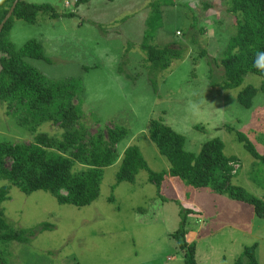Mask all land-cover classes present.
I'll return each mask as SVG.
<instances>
[{"label": "rangeland", "instance_id": "rangeland-1", "mask_svg": "<svg viewBox=\"0 0 264 264\" xmlns=\"http://www.w3.org/2000/svg\"><path fill=\"white\" fill-rule=\"evenodd\" d=\"M22 1L51 5L61 16L75 11V0ZM162 1L168 6L162 15L168 27L158 44L169 43L179 51V58L170 59L163 71H155L151 63L142 66L145 55L135 47L141 42L147 15L153 7L158 9V0H115L114 4L92 0L77 10L80 25L75 17L43 18L35 25L15 20L11 42L19 48L30 40L42 41L51 61L26 59L28 65L49 79H81L86 92L81 108L90 134L99 127L90 121L91 111L102 120L107 115V127L115 119L128 130L123 148L137 146L148 169L166 175L169 164L147 134L151 119L181 135L184 149L194 154L204 143L220 140L223 155L238 160L232 185L264 201V168L238 140V134H243L259 154L264 153L261 78L247 74L238 88L218 86L224 78L220 58L235 34V17L227 12V0ZM120 64L122 70H128V64L131 73L136 70L128 84L119 79H124L117 72ZM246 86L257 90L247 109L237 101ZM56 132L58 128L50 124L37 129L49 135ZM35 135L5 115L0 104V141L29 144ZM119 167L116 162L104 169L98 199L84 208L58 205L43 192L25 195L11 188L9 201L0 210L14 229H35L42 223L54 228L36 234L27 244H9L7 263L184 264L170 237L180 226L182 208L193 211L186 215L185 231L188 242L196 244L197 264H234L243 249L254 244L256 261L264 264V219H257L248 205L208 190L186 188L168 176L158 194L144 171L132 183H116Z\"/></svg>", "mask_w": 264, "mask_h": 264}, {"label": "trees", "instance_id": "trees-1", "mask_svg": "<svg viewBox=\"0 0 264 264\" xmlns=\"http://www.w3.org/2000/svg\"><path fill=\"white\" fill-rule=\"evenodd\" d=\"M13 1L0 0V23ZM89 1L76 0L75 7ZM113 1L106 0V3L114 4ZM158 3V9L154 10L153 7L145 19V30L141 42L137 44L145 55V60H141L142 66L151 63L155 71H163L172 59L179 58V51L171 49L169 43L164 47L158 44L163 30L168 27L162 19L167 11L164 9L168 6H164L162 0H158ZM227 4V12L235 17V34L228 40L220 58L224 78L218 86L223 90L238 88L244 76L252 74L261 78L259 90L264 92V69L255 66L259 54L264 53V0H227ZM117 6L119 8V4ZM72 16L73 13L61 16L48 4H30L19 0L0 31V104L5 108V115L15 119L21 128L30 134L36 133L29 144L0 141V183H5L0 187V205L9 201V191L15 188L25 195L35 192L49 194L58 205L88 207L98 199L104 169L119 162L116 183H132L135 176L144 171L147 181L154 183L159 194L168 176L180 181L186 188L208 190L226 196L231 201L246 204L257 219H264V201L232 185V179L239 170L238 160L223 155L224 146L220 140L204 143L200 151L194 154L184 149L181 135L158 120L151 119L147 134L169 164L166 175L165 172L150 171L137 146L123 148L121 144L127 138L128 130L123 125H117L115 119L111 121V127H107V115L102 120L95 111H91L90 121L99 127L94 134L89 133L81 108L86 96L81 79H49L28 65L26 59L51 61L44 53L42 41L30 40L19 48L11 42L10 33L15 20L35 25L43 18L57 20ZM124 20L121 19L122 22ZM121 66L117 72L124 79H119L128 84L136 68L131 73V64L126 65L128 70H122ZM256 92L255 88L246 86L238 94L237 101L244 108H250ZM43 124L56 126L58 132L52 135L37 133ZM238 140L264 168V153L259 154L245 135L238 134ZM161 199L166 201L165 198ZM108 201L112 202L113 199L109 198ZM174 203L177 204L176 201ZM190 213L193 211L180 208V226L170 237L182 253L184 264H197L196 244L188 242L185 231L186 215ZM53 228L49 223H42L35 229L16 230L5 220L0 210V264H8L5 256L9 244H27L36 234ZM255 247L256 244L245 247L234 264H260L256 261Z\"/></svg>", "mask_w": 264, "mask_h": 264}, {"label": "clouds", "instance_id": "clouds-1", "mask_svg": "<svg viewBox=\"0 0 264 264\" xmlns=\"http://www.w3.org/2000/svg\"><path fill=\"white\" fill-rule=\"evenodd\" d=\"M90 1H92V0H90ZM90 1H89V2H90ZM75 2H76V0L74 1V4H73L75 11L67 12V14H69V13H73L74 16H72L71 18H74V17H75V18H77L78 21H81V23H79V25H80V24H82V20H81V18L78 16V15H80V14L77 13V10H78V9L80 8V6H82L83 4L79 5L78 7H75ZM87 3H88V2H87ZM176 35L179 36V35H180V32H177ZM137 46H138V44L135 45L136 48L139 47V46H138V47H137ZM255 66H257V67H259V68H261V69H264V53H260V54H259V58L256 60V62H255Z\"/></svg>", "mask_w": 264, "mask_h": 264}, {"label": "water", "instance_id": "water-1", "mask_svg": "<svg viewBox=\"0 0 264 264\" xmlns=\"http://www.w3.org/2000/svg\"><path fill=\"white\" fill-rule=\"evenodd\" d=\"M19 0H14L8 13L6 14V16L4 17L3 21L0 23V31L3 28V25L5 24L6 20L10 17V15L12 14L16 4L18 3Z\"/></svg>", "mask_w": 264, "mask_h": 264}, {"label": "crops", "instance_id": "crops-1", "mask_svg": "<svg viewBox=\"0 0 264 264\" xmlns=\"http://www.w3.org/2000/svg\"><path fill=\"white\" fill-rule=\"evenodd\" d=\"M147 17H148V15H147ZM147 17H146V18H147ZM117 19H120V18H119V17H117Z\"/></svg>", "mask_w": 264, "mask_h": 264}]
</instances>
